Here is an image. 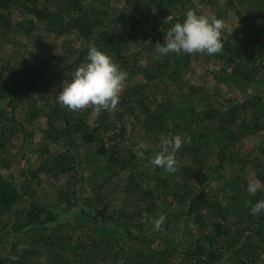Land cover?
<instances>
[{
    "label": "trees",
    "instance_id": "16d2710c",
    "mask_svg": "<svg viewBox=\"0 0 264 264\" xmlns=\"http://www.w3.org/2000/svg\"><path fill=\"white\" fill-rule=\"evenodd\" d=\"M202 5L223 52L160 55ZM41 30L66 37L57 67L0 58V264H264V190L247 191L249 170L264 183V0H0V44ZM89 45L128 73L111 112L56 99ZM162 133L191 137L175 173L150 163Z\"/></svg>",
    "mask_w": 264,
    "mask_h": 264
},
{
    "label": "clouds",
    "instance_id": "9594fccd",
    "mask_svg": "<svg viewBox=\"0 0 264 264\" xmlns=\"http://www.w3.org/2000/svg\"><path fill=\"white\" fill-rule=\"evenodd\" d=\"M228 30L223 19L215 14H197L193 9L186 12L183 23L177 22L166 30L164 43L157 42L156 51L160 55L175 54H207L210 56L223 52L222 33ZM128 73L114 62L111 56L89 45L87 62L81 63L72 73L71 80L63 82V90L56 97L57 101L72 112H82L91 108L94 112H111L120 103L121 93L126 86ZM191 137L183 138L179 135L169 137L161 134L159 148L150 160L153 168H163L169 173L178 170L177 152L184 143L190 142ZM149 144L139 143L135 151L142 157ZM264 190V183L251 178L247 191L255 196ZM251 201H246L248 206ZM251 213L258 215L264 211V199L252 204ZM166 216L160 215L152 220L154 231H161ZM17 259V257H11Z\"/></svg>",
    "mask_w": 264,
    "mask_h": 264
},
{
    "label": "rangeland",
    "instance_id": "374dc122",
    "mask_svg": "<svg viewBox=\"0 0 264 264\" xmlns=\"http://www.w3.org/2000/svg\"><path fill=\"white\" fill-rule=\"evenodd\" d=\"M203 14H211V7L209 5H202ZM20 40V37H18ZM23 38L20 43L10 37L3 44H0V58L3 61L7 56H21L22 59H31V57L38 55L43 60L51 61L54 67L58 66V56L62 52L66 37L58 36L54 33H47L43 30L37 35L30 39ZM264 40V37H263ZM28 61V60H27ZM45 92L50 91L53 94L58 93L59 83L52 82L50 85L44 87ZM43 123V121H41ZM254 142L257 138H251ZM26 161L22 159L13 163L12 169L10 170L13 174H18L20 168L25 166ZM9 170H4L7 173ZM249 179L255 178L254 170H249ZM256 179V178H255Z\"/></svg>",
    "mask_w": 264,
    "mask_h": 264
},
{
    "label": "built area",
    "instance_id": "2783aa9c",
    "mask_svg": "<svg viewBox=\"0 0 264 264\" xmlns=\"http://www.w3.org/2000/svg\"><path fill=\"white\" fill-rule=\"evenodd\" d=\"M263 255H264V251H263Z\"/></svg>",
    "mask_w": 264,
    "mask_h": 264
}]
</instances>
